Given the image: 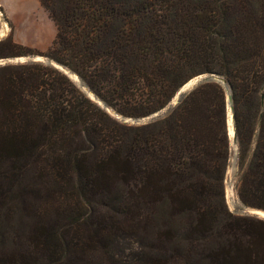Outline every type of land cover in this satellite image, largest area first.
Masks as SVG:
<instances>
[{
  "label": "trees",
  "instance_id": "16d2710c",
  "mask_svg": "<svg viewBox=\"0 0 264 264\" xmlns=\"http://www.w3.org/2000/svg\"><path fill=\"white\" fill-rule=\"evenodd\" d=\"M38 3L56 29L52 48L30 52L8 36L0 41L7 52L0 58L53 60L121 117L141 120L161 111L199 75L223 78L237 142L236 196L264 211V0ZM6 70L0 171L9 169L8 184L32 167L51 206L67 198L75 207L101 210L110 223L119 215L130 227L148 211L142 222L167 224L174 260L164 257L163 264H264V220L232 215L224 202L232 146L219 83L197 85L164 117L138 126L112 118L52 66ZM100 220L90 223L86 247L96 241L104 247L98 238L108 228ZM55 221L33 234L41 264H57L82 248L78 224Z\"/></svg>",
  "mask_w": 264,
  "mask_h": 264
},
{
  "label": "rangeland",
  "instance_id": "374dc122",
  "mask_svg": "<svg viewBox=\"0 0 264 264\" xmlns=\"http://www.w3.org/2000/svg\"><path fill=\"white\" fill-rule=\"evenodd\" d=\"M26 7L29 13L24 17L15 15L19 11L17 7L13 6L11 8V12L14 15L9 16L0 7V41L10 36L14 43L30 49V52L45 54L52 48L56 34L55 26L41 6L42 11L34 9L28 4ZM14 19L15 21H12ZM0 53L4 57L7 55V52L2 51V48ZM1 59L4 61L9 60L10 62H0V86L3 84L7 73L10 72L6 70L8 68H13L17 65H27L32 62L52 66L48 62L53 61L33 55ZM69 79L82 91L73 78ZM79 82L81 83L80 80ZM219 84L221 85V83ZM81 85L84 86L82 83ZM84 87L86 88V86ZM99 107L102 108L101 106ZM122 118L124 119L123 121L114 119L121 124L130 125L128 119L131 118ZM230 142L232 143L231 138ZM231 143L230 146H232ZM235 160V151L232 147L224 177L223 195L228 213L239 216H255L257 219H263L253 214L242 215L239 213L243 210V207H251L242 205L236 196L237 172ZM1 169H4L0 173L3 174L5 179L0 180V264H41L43 251L34 245L32 241L34 240L33 234L38 229H44V226L48 224H54L55 220H57V225H67L69 228L78 224L76 228L81 234L82 240V248L80 247L75 252L64 253L57 264H163L164 257L171 262L174 260L169 257L171 252L169 250V237L166 234L167 224L155 226L150 218V213V224L147 222L148 220L142 222L148 216V211H141L140 223L134 227L126 224L125 220L122 219L123 217L119 215H116V220L110 223L106 221L108 216L101 210L95 213L84 207H75L72 201L67 198L59 199L55 203L56 205L54 204L56 207L51 206L46 198V195H48L45 190L46 185L34 179V169L32 167L28 168L23 173L20 181L18 183L14 182V184H8L10 180L9 169L5 165ZM97 217L101 219L100 221H106V228H108V231L106 233L104 231L98 238L103 241L104 247H100L97 244L98 241L86 247L85 244L91 242L89 240L92 232L90 223ZM167 220L166 218V222ZM181 222L182 226L185 227L187 217L184 216ZM180 232H184V229H180ZM182 262V260H179L177 264Z\"/></svg>",
  "mask_w": 264,
  "mask_h": 264
},
{
  "label": "water",
  "instance_id": "95a60500",
  "mask_svg": "<svg viewBox=\"0 0 264 264\" xmlns=\"http://www.w3.org/2000/svg\"><path fill=\"white\" fill-rule=\"evenodd\" d=\"M13 61V60H11ZM1 63H8L10 62L9 60L7 61H4V60H0ZM50 63V65H52L54 67L55 70H58L60 71L61 73H63L66 77L68 78H73L75 80V82L78 83V85L81 87L82 91L87 94V97L94 101L95 103H97V105L101 106L102 108L105 109V111L110 114L112 117H114L115 119L117 120H121L123 121L124 119L114 113L113 111H111L110 109L106 108L104 106V103L101 102L98 98H96L95 96H93L89 91L88 89H86L84 86L81 85V83L79 82V79L66 67H63L59 64H56L54 63L53 61H50L48 62ZM211 82V81H214V82H218V83H221V85L224 87L225 89V96H226V102H227V108L226 110L228 111L227 113V117L228 119L230 120V129L232 131V136H231V140H232V147L234 148V151H235V157H236V139H235V136H234V130H233V122H232V115H231V97H230V89L229 87L227 86L226 84V81L224 79H222L221 77H217V76H213V75H209V74H202V75H199L197 77H195L194 79H190L188 80L180 89H178V91L176 92L174 98L171 100V102L168 104V106H166L164 109H162L161 111L159 112H155L154 114L146 117V118H143L141 120H138V119H128V121H130V125H144V124H147V123H150L154 120H158L162 117H164L172 108L176 107L179 102L181 101V99L186 95V93L189 91V90H192L194 87H196L197 85L201 84V83H204V82ZM257 212H261V213H264L263 211H259L255 208H245L243 207V210L241 212H239L240 214L244 215V214H253V215H256V216H259L257 214ZM261 218L264 219V216H260Z\"/></svg>",
  "mask_w": 264,
  "mask_h": 264
},
{
  "label": "crops",
  "instance_id": "0c3cea01",
  "mask_svg": "<svg viewBox=\"0 0 264 264\" xmlns=\"http://www.w3.org/2000/svg\"><path fill=\"white\" fill-rule=\"evenodd\" d=\"M27 4L29 6L34 7V9H38L39 11H42V8L38 4L37 0H0V7L3 8L7 16L14 15L11 12V8H13V6L19 9V11L15 15L21 17L27 16L29 13L26 7ZM12 21H15V19Z\"/></svg>",
  "mask_w": 264,
  "mask_h": 264
},
{
  "label": "bare ground",
  "instance_id": "6f19581e",
  "mask_svg": "<svg viewBox=\"0 0 264 264\" xmlns=\"http://www.w3.org/2000/svg\"><path fill=\"white\" fill-rule=\"evenodd\" d=\"M229 125H230V120H229ZM229 135H230V138H231V136H232V131H231V129H230V127H229ZM257 214L259 215V216H264V213H261V212H257Z\"/></svg>",
  "mask_w": 264,
  "mask_h": 264
}]
</instances>
